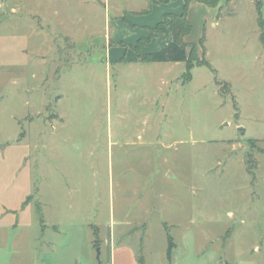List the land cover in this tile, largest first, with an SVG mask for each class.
Returning a JSON list of instances; mask_svg holds the SVG:
<instances>
[{"label": "rangeland", "instance_id": "obj_1", "mask_svg": "<svg viewBox=\"0 0 264 264\" xmlns=\"http://www.w3.org/2000/svg\"><path fill=\"white\" fill-rule=\"evenodd\" d=\"M154 3L0 0V264H37L65 239L54 225L92 234L106 223L147 264L263 260L254 0H234L192 33H204L211 66L189 80L186 62L132 60L150 29L131 23ZM161 36L143 49H161Z\"/></svg>", "mask_w": 264, "mask_h": 264}, {"label": "crops", "instance_id": "obj_2", "mask_svg": "<svg viewBox=\"0 0 264 264\" xmlns=\"http://www.w3.org/2000/svg\"><path fill=\"white\" fill-rule=\"evenodd\" d=\"M152 1L156 3L153 4L148 18H137V22L140 23H131L132 27L148 28L151 30V28H154L163 20L166 14H181L187 2V0H162L163 2H158V0ZM233 1L234 0H220L217 7H209L196 0L190 1L188 18L192 22L193 29L186 37V41L193 42L195 40L191 37L194 32L196 34H202V32H205L208 22H211L213 26H216L217 23L215 21L218 20L222 8ZM125 18H127V16ZM120 28L123 27L118 25V29ZM142 32L143 34L144 32L147 33V35L145 34L138 37L136 40L137 42L141 38H148L150 36V32H147L146 30ZM163 34H165V36H161L164 38L161 44H163L162 46L164 47L172 40V32L170 28H165V31L161 34L155 33L151 40L154 41ZM198 41L196 43H198ZM144 52L146 51L144 50ZM118 56H120V54H116L114 58L117 60ZM132 60L137 61V54H134ZM229 215L234 216V213L230 212ZM59 227V225H54V230L58 233L66 234L64 241L61 244L56 245L54 249L44 252L37 264H147L145 258L140 256L130 245L119 244L117 242L115 226L112 223L104 224V229L99 226L100 229H102L101 237L103 241V246L99 247L101 249L99 256H96L94 252V246L92 244L93 237L85 224H82V226L75 224L63 226L67 228V231L64 228L60 230ZM255 249L258 252L261 251L258 245L255 246ZM194 258L196 260L195 262L188 261V259L184 257H178L174 259L171 258L170 260L163 259L154 264H217L212 262L200 263L202 260L201 255H196ZM262 259L263 260L261 261H256L251 258H245L241 260H233V262L230 260H221L220 264H264V257Z\"/></svg>", "mask_w": 264, "mask_h": 264}, {"label": "trees", "instance_id": "obj_3", "mask_svg": "<svg viewBox=\"0 0 264 264\" xmlns=\"http://www.w3.org/2000/svg\"><path fill=\"white\" fill-rule=\"evenodd\" d=\"M187 0L183 12L181 14L168 13L164 16L163 20L159 22L154 28L150 30V36L148 38H141L136 45H133V49L137 54V61L143 63L150 62H186L187 72L185 73L186 79L189 80L192 77L191 70L196 65L211 66L208 60L205 58V35L203 34L198 43L187 42L186 37L191 33L193 29L192 22L188 18L189 2ZM200 3H204L209 7H217L220 0H196ZM257 21L260 28V40L264 48V16L262 9L264 6V0H254ZM170 28L172 32V40L163 48L146 53L143 50V43L145 40L150 41L155 33L161 34L165 31V28ZM188 48L190 51L188 52ZM203 50L202 57H199V49ZM92 230V244L94 248L102 246L101 229L97 225H91ZM170 251L174 246L172 238L170 237Z\"/></svg>", "mask_w": 264, "mask_h": 264}]
</instances>
